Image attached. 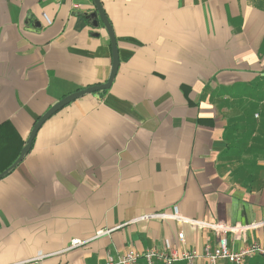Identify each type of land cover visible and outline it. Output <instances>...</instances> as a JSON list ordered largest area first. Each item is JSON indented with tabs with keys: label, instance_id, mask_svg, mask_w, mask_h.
Instances as JSON below:
<instances>
[{
	"label": "crops",
	"instance_id": "0c3cea01",
	"mask_svg": "<svg viewBox=\"0 0 264 264\" xmlns=\"http://www.w3.org/2000/svg\"><path fill=\"white\" fill-rule=\"evenodd\" d=\"M100 2L118 71L110 88L46 120L0 179V264H99L130 249L215 244L212 229L147 217L175 208L264 222V145L254 147L264 132L250 120L262 118L251 101L264 96V0ZM95 12L94 0H0V172L52 105L108 80L112 43ZM227 236L236 248L264 246V225ZM76 238L86 242L68 249ZM258 257L248 264H264Z\"/></svg>",
	"mask_w": 264,
	"mask_h": 264
},
{
	"label": "built area",
	"instance_id": "2783aa9c",
	"mask_svg": "<svg viewBox=\"0 0 264 264\" xmlns=\"http://www.w3.org/2000/svg\"><path fill=\"white\" fill-rule=\"evenodd\" d=\"M48 23L52 20L45 14ZM147 217H160V218H174L180 222H190L202 227H206L217 232L218 237L214 243L210 239L204 243L202 251L197 249L179 251L176 248L168 246L166 249L156 247H149L143 251L130 249L124 254L118 256L108 255L107 258L99 264H140L141 260L146 261V264H174L179 261H186L193 264L199 257H204L207 264H248L249 260L257 257L264 256V246L259 243L246 244L242 247L236 248L228 238L229 233H233L234 240L244 231L255 229L264 225V222L251 223V224H234L229 225L222 222H207L197 219H192L184 216L177 208L158 214H149ZM110 230L99 232L98 235L108 233ZM181 242L185 240L184 232L179 233ZM86 241L76 238L72 240L71 249L75 246L82 245ZM44 256H40L43 258ZM84 264V263H82Z\"/></svg>",
	"mask_w": 264,
	"mask_h": 264
},
{
	"label": "water",
	"instance_id": "95a60500",
	"mask_svg": "<svg viewBox=\"0 0 264 264\" xmlns=\"http://www.w3.org/2000/svg\"><path fill=\"white\" fill-rule=\"evenodd\" d=\"M94 1L96 4V7H97V12L92 14L93 24H95L96 26L99 24L97 16H100V19L104 23V25H105V27H106L109 35H110L111 43H112L113 65H112V69H111L108 80L104 83L97 84L94 86H89L83 90H79L77 92H74V93L66 96L62 100H60L57 103H55L54 105H52L42 116H40L38 118V120L35 122L34 127L31 131L27 141H26V144L24 145V147L22 148V150L20 152V155L8 168H6L4 171H2L0 173V179L3 178L4 176H6L9 172H11L23 160V158L26 156V154L32 148V144H33V141L36 137L38 130L41 128V126L44 124V122L46 120H48L53 114H55L57 111H59L65 105L69 104L70 102L74 101L75 99H77V98H79V97H81L87 93H93V92L105 90V89L110 88V86L112 85V82L116 76V73H117L118 67H119L117 40H116V36L114 34V31L112 29V26L110 24V21H109L108 17L106 16V14L102 8L100 0H94Z\"/></svg>",
	"mask_w": 264,
	"mask_h": 264
},
{
	"label": "trees",
	"instance_id": "16d2710c",
	"mask_svg": "<svg viewBox=\"0 0 264 264\" xmlns=\"http://www.w3.org/2000/svg\"><path fill=\"white\" fill-rule=\"evenodd\" d=\"M260 92L262 93V92H264V86H262L261 87V89H260ZM253 97V96H252ZM261 101H264V96H256V97H253V99H252V101H251V106H252V108L254 109H259L260 110V112H262V118L261 119H259V120H256V118H254V113H252V116H251V122H253V124H256V123H258L259 122V125H258V127L257 128H253V129H251V132H255L256 131V133H257V131L260 129V131L261 132H264V102H261ZM258 136H259V134H256V136H255V142H254V147L255 148H257L258 146H260V145H264V135L262 134V136H261V133H260V139L258 138ZM13 163V162H12ZM11 163V164H12ZM9 166H7V168H8ZM6 169V168H5ZM5 169H3L2 171H4ZM1 171V172H2ZM0 172V173H1ZM141 263H144L145 264V262L142 260L141 262H140V264ZM159 264V263H158ZM163 264V263H162Z\"/></svg>",
	"mask_w": 264,
	"mask_h": 264
},
{
	"label": "rangeland",
	"instance_id": "374dc122",
	"mask_svg": "<svg viewBox=\"0 0 264 264\" xmlns=\"http://www.w3.org/2000/svg\"><path fill=\"white\" fill-rule=\"evenodd\" d=\"M257 258H259V257L257 256ZM257 258L255 257V259H257ZM253 260H254V259H251V260H249V261H250V262H253Z\"/></svg>",
	"mask_w": 264,
	"mask_h": 264
}]
</instances>
